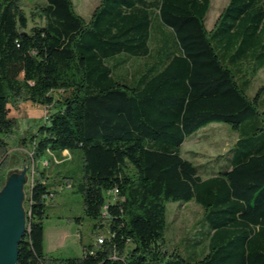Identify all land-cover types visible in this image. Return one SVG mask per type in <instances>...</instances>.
Returning a JSON list of instances; mask_svg holds the SVG:
<instances>
[{
    "label": "trees",
    "instance_id": "1",
    "mask_svg": "<svg viewBox=\"0 0 264 264\" xmlns=\"http://www.w3.org/2000/svg\"><path fill=\"white\" fill-rule=\"evenodd\" d=\"M210 3L98 0L85 18L71 0H45L28 18L20 0H0V189L18 103L48 109L19 141L30 160L67 151L80 169L35 170L16 264H264V0H227L208 29ZM214 122L234 143L185 159L187 138ZM62 187L92 235L107 231L79 257L44 249ZM175 202L201 209L202 234L183 251L165 237Z\"/></svg>",
    "mask_w": 264,
    "mask_h": 264
},
{
    "label": "rangeland",
    "instance_id": "2",
    "mask_svg": "<svg viewBox=\"0 0 264 264\" xmlns=\"http://www.w3.org/2000/svg\"><path fill=\"white\" fill-rule=\"evenodd\" d=\"M23 10L28 18L35 5H44L45 0H20ZM75 11L87 17L98 0H71ZM227 0H211V8L208 13L207 25L213 22L220 9ZM39 19H29L28 26L39 23ZM264 83V69L259 72L255 80V86ZM48 109L30 102L18 103L16 107H9V116L17 122L13 136L8 139V167L4 172V185L16 183L19 211L24 220L27 192L36 169L45 167L47 175L54 178L61 172L79 174V156L77 153H49L46 161L33 163L29 157V149L20 145V139L26 133L32 131L36 123L47 116ZM236 140V135L231 133L229 125L224 123H211L199 129L187 138L181 147L182 156L194 163H202L211 160L219 154H223ZM48 219L44 223V249L48 254L62 257H79L83 252V246L94 243L95 240L107 235L106 230H96L97 236L91 234L93 223L83 218L81 198L72 192L70 187L57 189L47 209ZM201 209L195 203L182 204L180 202L167 205L168 229L166 240L169 248L176 245L181 251L187 246L190 239H198L203 229L200 222ZM74 218H81L78 223ZM189 239V240H188ZM188 240V241H187Z\"/></svg>",
    "mask_w": 264,
    "mask_h": 264
},
{
    "label": "water",
    "instance_id": "3",
    "mask_svg": "<svg viewBox=\"0 0 264 264\" xmlns=\"http://www.w3.org/2000/svg\"><path fill=\"white\" fill-rule=\"evenodd\" d=\"M16 183L5 185L0 194V264H16V245L24 229Z\"/></svg>",
    "mask_w": 264,
    "mask_h": 264
},
{
    "label": "crops",
    "instance_id": "4",
    "mask_svg": "<svg viewBox=\"0 0 264 264\" xmlns=\"http://www.w3.org/2000/svg\"><path fill=\"white\" fill-rule=\"evenodd\" d=\"M223 7H224V6H223ZM223 7H222V8H223ZM210 8H211V3H210ZM222 8H221V9H222ZM221 9H220V11H221ZM209 10H210V9H209ZM91 11H92V10H91ZM220 11H219V12H220ZM219 12H218V14H219ZM90 13H91V12H90ZM90 13H89V14H90ZM208 13H209V11H208ZM88 16H89V15H88ZM88 16H87V17H88ZM217 16H218V15H217ZM83 17H84V16H83ZM85 18H86V17H85ZM207 18H208V14H207V17H206V27L209 29V28L212 27V25H213V23H214V21H215V19H216L217 17L213 20V22L210 24V26L207 25ZM46 252H47V251H46ZM82 253H83V252H82ZM82 253H81V255H82Z\"/></svg>",
    "mask_w": 264,
    "mask_h": 264
},
{
    "label": "built area",
    "instance_id": "5",
    "mask_svg": "<svg viewBox=\"0 0 264 264\" xmlns=\"http://www.w3.org/2000/svg\"><path fill=\"white\" fill-rule=\"evenodd\" d=\"M97 242L101 243L102 242V237L98 238Z\"/></svg>",
    "mask_w": 264,
    "mask_h": 264
}]
</instances>
